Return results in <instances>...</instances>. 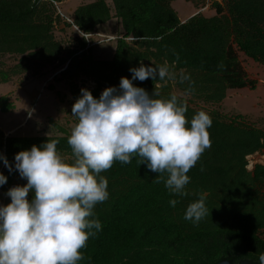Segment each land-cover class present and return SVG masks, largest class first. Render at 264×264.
I'll list each match as a JSON object with an SVG mask.
<instances>
[{
	"label": "trees",
	"instance_id": "1",
	"mask_svg": "<svg viewBox=\"0 0 264 264\" xmlns=\"http://www.w3.org/2000/svg\"><path fill=\"white\" fill-rule=\"evenodd\" d=\"M57 1L0 0V55L19 56L17 64L0 72V83L33 65L67 63L62 73L92 79L96 86L90 91L98 98L106 87H118L122 76L131 79V67L152 64L165 67L167 75L133 83L149 94L158 92L157 99L177 96L187 104L189 122L202 109L176 94L174 84L208 103L222 102L232 88H256L238 51L264 64V0H224L216 4V15L199 13L186 21L172 6L175 0H112L114 13L108 0H94L74 10L73 24L83 36L73 50L55 34L60 19ZM113 17L121 21L125 33L111 59H95L86 34ZM4 99L0 108L6 112L11 105ZM208 114L213 121L212 146L189 171L187 196L171 193L163 181L157 183L158 173L140 164L136 155L129 164L116 161L100 173L108 180L110 194L94 209L93 219H99L102 230L81 249L84 259L78 264H218L223 260L259 264L264 253L260 234L264 230V164L250 170L248 156L264 154V129L248 124L243 115L228 119L219 111ZM70 134L16 136L0 128V154L13 164L10 172L0 160V172L8 177L0 190L7 193L18 174L17 152L58 140L57 152L73 155ZM201 196L209 212L195 225L184 215L187 206ZM172 199L178 201L175 207L170 205Z\"/></svg>",
	"mask_w": 264,
	"mask_h": 264
},
{
	"label": "clouds",
	"instance_id": "2",
	"mask_svg": "<svg viewBox=\"0 0 264 264\" xmlns=\"http://www.w3.org/2000/svg\"><path fill=\"white\" fill-rule=\"evenodd\" d=\"M129 71L131 79L122 76L118 87H106L98 98L89 89H81L71 110L78 122L68 137L73 162L58 154V140L15 154L14 168L27 183L9 188L10 203L0 204V264H78L83 260L81 249L102 230L99 219H93L94 209L110 195L108 180L100 173L116 161L129 164L134 155L139 156L140 164L158 173L157 183L163 181L175 195H188V173L212 146V118L201 110L189 122L187 104L177 96L157 99L158 92L149 94L133 83L164 78L165 67L141 63ZM0 160L13 170L6 155L0 154ZM7 179L0 172V186ZM205 200L201 196L191 202L184 219L198 225L209 212ZM177 203L170 200L173 207ZM259 264H264V253Z\"/></svg>",
	"mask_w": 264,
	"mask_h": 264
},
{
	"label": "rangeland",
	"instance_id": "3",
	"mask_svg": "<svg viewBox=\"0 0 264 264\" xmlns=\"http://www.w3.org/2000/svg\"><path fill=\"white\" fill-rule=\"evenodd\" d=\"M94 0H59L56 2L60 16L55 27V34L67 49L78 48L83 33L73 24L74 10L85 3ZM113 13L114 5L108 0ZM216 4H224V0H175L172 6L183 21L196 14L211 17L217 14ZM226 10V9H225ZM224 10V11H225ZM121 21L113 17L96 30L87 35L91 54L95 59H111L115 53L118 39L124 34ZM132 42V39H128ZM239 59L250 79L255 80L256 88H232L227 97L220 103H208L192 98L177 85L173 91L186 98L190 103L202 110L212 113L219 111L228 119L243 115L244 120L255 127L264 129V64L248 57L243 51H238ZM19 61L16 55H0V72L8 71ZM70 61V58H69ZM66 64L37 66L19 74L11 75L8 82L0 83V99L11 105L9 111L0 108V128L6 135L34 136V135H64L71 133L78 122L77 117L71 114L75 100L81 95V89L92 90L96 83L85 75L69 78L63 74ZM28 91L39 92L37 100H33ZM1 102V103H2ZM66 162H73L71 154L58 153ZM250 170L255 164H264V154L256 152L248 156ZM26 179L15 176L13 184H26ZM10 187V188H11ZM8 196L0 190V204H5ZM264 238V230L260 232Z\"/></svg>",
	"mask_w": 264,
	"mask_h": 264
},
{
	"label": "bare ground",
	"instance_id": "4",
	"mask_svg": "<svg viewBox=\"0 0 264 264\" xmlns=\"http://www.w3.org/2000/svg\"><path fill=\"white\" fill-rule=\"evenodd\" d=\"M28 93H29L30 97H31L33 100H37L38 97H39V95H40L39 92H31V91L29 92V91H28Z\"/></svg>",
	"mask_w": 264,
	"mask_h": 264
},
{
	"label": "water",
	"instance_id": "5",
	"mask_svg": "<svg viewBox=\"0 0 264 264\" xmlns=\"http://www.w3.org/2000/svg\"><path fill=\"white\" fill-rule=\"evenodd\" d=\"M218 264H234V263H232L229 260H223V261L219 262Z\"/></svg>",
	"mask_w": 264,
	"mask_h": 264
},
{
	"label": "built area",
	"instance_id": "6",
	"mask_svg": "<svg viewBox=\"0 0 264 264\" xmlns=\"http://www.w3.org/2000/svg\"><path fill=\"white\" fill-rule=\"evenodd\" d=\"M89 35V34H86V36Z\"/></svg>",
	"mask_w": 264,
	"mask_h": 264
},
{
	"label": "crops",
	"instance_id": "7",
	"mask_svg": "<svg viewBox=\"0 0 264 264\" xmlns=\"http://www.w3.org/2000/svg\"><path fill=\"white\" fill-rule=\"evenodd\" d=\"M180 17V16H179ZM181 19V18H180ZM182 20V19H181ZM183 21V20H182Z\"/></svg>",
	"mask_w": 264,
	"mask_h": 264
}]
</instances>
